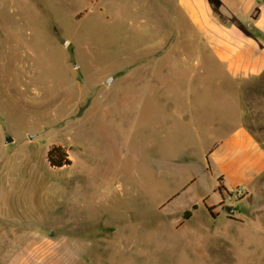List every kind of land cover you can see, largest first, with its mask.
<instances>
[{
  "label": "rangeland",
  "instance_id": "obj_1",
  "mask_svg": "<svg viewBox=\"0 0 264 264\" xmlns=\"http://www.w3.org/2000/svg\"><path fill=\"white\" fill-rule=\"evenodd\" d=\"M159 3L0 0V264L264 263V210L239 229L220 207L213 223L203 205L186 223L159 205L161 160L140 146L145 97L181 110L190 99L181 91L206 88L228 112L241 101L250 117L258 106L253 130L264 145V77L244 86L214 73L188 78L203 69L205 48ZM54 145L71 166H49ZM216 183L206 178L203 190Z\"/></svg>",
  "mask_w": 264,
  "mask_h": 264
},
{
  "label": "crops",
  "instance_id": "obj_2",
  "mask_svg": "<svg viewBox=\"0 0 264 264\" xmlns=\"http://www.w3.org/2000/svg\"><path fill=\"white\" fill-rule=\"evenodd\" d=\"M159 1L161 9L163 0ZM166 2L184 17L183 25L177 24H181L180 29L196 31L205 48V56L200 58L205 60L203 69L187 73L188 78L214 73L243 85L264 77V0ZM256 8L259 14L253 19ZM75 15H82V11ZM208 64H213L214 70ZM243 86L235 90L241 92ZM150 91L147 89L145 93ZM208 91L206 88L181 91L190 98L181 110L169 108L161 98L151 103L147 101L150 95L145 97L138 110L140 146L144 152L154 150L155 157L161 160L158 164L162 184L157 191L163 193L159 205L167 208L168 215L189 223L197 218L203 205L213 223L221 213L219 207L223 210L225 206H233L235 214L225 213L222 218L229 227L248 229L249 224L253 227V223L262 220L260 213L264 210V182L260 181L264 177V145L253 130L258 124V106L250 108V114L255 111L250 117L243 111L241 101L238 112L237 105L234 112H228L226 103L205 96ZM215 91L226 94L227 90ZM171 167L178 173H168ZM212 177L217 183L212 192H206L204 182ZM238 189L244 192L242 198L234 204H222L225 196ZM212 195L219 197L218 204L209 203ZM187 212L190 216L186 219Z\"/></svg>",
  "mask_w": 264,
  "mask_h": 264
},
{
  "label": "trees",
  "instance_id": "obj_3",
  "mask_svg": "<svg viewBox=\"0 0 264 264\" xmlns=\"http://www.w3.org/2000/svg\"><path fill=\"white\" fill-rule=\"evenodd\" d=\"M259 14V9L256 8L252 18L256 19ZM47 162L51 168L62 169L64 167H69L72 165V161L69 159L67 151L64 147L59 145L52 146L47 152ZM220 192L222 187L219 186ZM209 212L212 211L211 208L208 209ZM190 216V213H185V218L187 219Z\"/></svg>",
  "mask_w": 264,
  "mask_h": 264
},
{
  "label": "built area",
  "instance_id": "obj_4",
  "mask_svg": "<svg viewBox=\"0 0 264 264\" xmlns=\"http://www.w3.org/2000/svg\"><path fill=\"white\" fill-rule=\"evenodd\" d=\"M243 195H244L243 190L238 189L232 195L228 194L226 196V203L232 204L231 202H236L237 200H239L240 198H242Z\"/></svg>",
  "mask_w": 264,
  "mask_h": 264
},
{
  "label": "water",
  "instance_id": "obj_5",
  "mask_svg": "<svg viewBox=\"0 0 264 264\" xmlns=\"http://www.w3.org/2000/svg\"><path fill=\"white\" fill-rule=\"evenodd\" d=\"M112 81H113V78H109V80H107L106 84L109 85ZM10 142H12V139H8L6 141V143H10ZM224 209L227 212V214L230 216L235 214V208L233 206H225Z\"/></svg>",
  "mask_w": 264,
  "mask_h": 264
}]
</instances>
